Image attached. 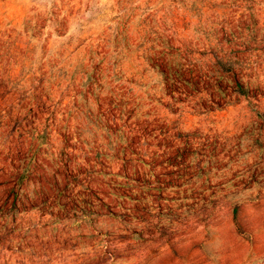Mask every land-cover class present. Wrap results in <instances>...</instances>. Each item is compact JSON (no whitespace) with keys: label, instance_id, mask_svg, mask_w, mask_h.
<instances>
[{"label":"rangeland","instance_id":"rangeland-1","mask_svg":"<svg viewBox=\"0 0 264 264\" xmlns=\"http://www.w3.org/2000/svg\"><path fill=\"white\" fill-rule=\"evenodd\" d=\"M264 0H0V264H264Z\"/></svg>","mask_w":264,"mask_h":264},{"label":"crops","instance_id":"crops-1","mask_svg":"<svg viewBox=\"0 0 264 264\" xmlns=\"http://www.w3.org/2000/svg\"><path fill=\"white\" fill-rule=\"evenodd\" d=\"M262 201H264V198L263 199H261ZM263 209H264V206H263Z\"/></svg>","mask_w":264,"mask_h":264}]
</instances>
